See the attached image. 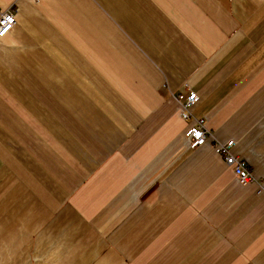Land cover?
<instances>
[{
	"label": "crops",
	"instance_id": "crops-1",
	"mask_svg": "<svg viewBox=\"0 0 264 264\" xmlns=\"http://www.w3.org/2000/svg\"><path fill=\"white\" fill-rule=\"evenodd\" d=\"M0 264H264V0H0Z\"/></svg>",
	"mask_w": 264,
	"mask_h": 264
},
{
	"label": "built area",
	"instance_id": "built-area-1",
	"mask_svg": "<svg viewBox=\"0 0 264 264\" xmlns=\"http://www.w3.org/2000/svg\"><path fill=\"white\" fill-rule=\"evenodd\" d=\"M0 20L4 22V27H8L11 24V28L4 35L3 38L13 28L16 23L14 10L8 8L0 12ZM2 31V29H0ZM174 98L178 102V115L182 121L188 123L183 136L190 148H196L198 146L209 143L217 154H219L224 164L231 170L235 180L240 184L255 183L257 186V192L264 193V178L256 179L250 172L245 161L238 156L233 155L230 150L233 146V140L220 141L213 138L211 132L207 129L205 123L191 114V108L198 101V96L190 91L179 92L174 94ZM199 133V135H196Z\"/></svg>",
	"mask_w": 264,
	"mask_h": 264
},
{
	"label": "snow or ice",
	"instance_id": "snow-or-ice-1",
	"mask_svg": "<svg viewBox=\"0 0 264 264\" xmlns=\"http://www.w3.org/2000/svg\"><path fill=\"white\" fill-rule=\"evenodd\" d=\"M3 25H4V22L2 20H0V29H2V31H0V36L4 35L11 28V24H9L8 27H4ZM196 135H199V133H196Z\"/></svg>",
	"mask_w": 264,
	"mask_h": 264
}]
</instances>
